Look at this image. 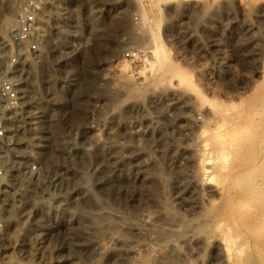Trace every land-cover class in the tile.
<instances>
[{"label":"rangeland","instance_id":"obj_1","mask_svg":"<svg viewBox=\"0 0 264 264\" xmlns=\"http://www.w3.org/2000/svg\"><path fill=\"white\" fill-rule=\"evenodd\" d=\"M45 1L0 264H264V231L232 210L264 211V0ZM233 128L246 149L218 144Z\"/></svg>","mask_w":264,"mask_h":264},{"label":"built area","instance_id":"obj_2","mask_svg":"<svg viewBox=\"0 0 264 264\" xmlns=\"http://www.w3.org/2000/svg\"><path fill=\"white\" fill-rule=\"evenodd\" d=\"M49 6L45 0H4L0 6V182H5L9 170L7 157L14 149L13 121L25 108L27 93L22 76L28 60L42 53ZM12 20L3 27L1 22ZM131 61H140L141 53L126 54ZM41 161H32L23 170V178L40 176Z\"/></svg>","mask_w":264,"mask_h":264},{"label":"bare ground","instance_id":"obj_3","mask_svg":"<svg viewBox=\"0 0 264 264\" xmlns=\"http://www.w3.org/2000/svg\"><path fill=\"white\" fill-rule=\"evenodd\" d=\"M5 22L7 23V25H9L8 23H10V20L5 19ZM235 128H233V131L231 129H228V130H231V131H227V133H224V134L223 133L217 134V137H215V138L217 139L219 137L218 138L219 139L218 140V144L220 143V145H226L228 147V149L233 150V151L234 150L235 151H238L239 149H242V148L243 149H246V147H247L246 145L247 144H244L243 142L240 143V140L243 138L242 136L245 135L244 133L246 131L243 132V134L241 135V131L240 132L235 131L237 129V128L236 129ZM248 133L246 135L247 137H248ZM239 136L242 137V138L240 139ZM244 138H245V136H244ZM244 141H247L246 138H245ZM202 151L203 152H207L208 151L206 144H203L202 145ZM224 159L225 158L223 157V160ZM224 166H225V164L222 167H224ZM40 173H41V169H40ZM247 201L248 202L247 203H244V204L243 203L236 204L233 207L232 210H233L234 215L236 216V220L238 221V219H239V222H241L242 219H243V217L247 215V218H245L246 220L245 219L244 220L245 221L248 220V224L250 225V227H248V229L252 228V230L251 229L249 230L250 231L249 234L255 235L256 232L258 233V232L264 231V229H263V227H264V211H258V210H256V209L253 208V205H255V203L258 202L257 196H249V200L247 199ZM147 220H149V218ZM224 241L226 242V239H224ZM229 243L230 242L227 239V244H228L227 246H229ZM228 248H230V247H228ZM228 248H226L227 251L229 250ZM23 261H22V263H23ZM15 262H17V261H15Z\"/></svg>","mask_w":264,"mask_h":264}]
</instances>
